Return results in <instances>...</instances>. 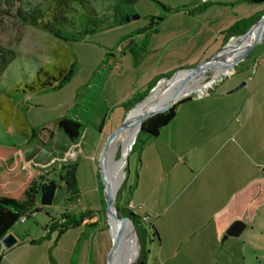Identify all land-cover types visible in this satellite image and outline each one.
I'll list each match as a JSON object with an SVG mask.
<instances>
[{"label": "rangeland", "instance_id": "1", "mask_svg": "<svg viewBox=\"0 0 264 264\" xmlns=\"http://www.w3.org/2000/svg\"><path fill=\"white\" fill-rule=\"evenodd\" d=\"M124 1L127 0H87L90 4L89 6L107 22L114 20L115 5ZM207 1L211 4L209 8L206 6L202 11L194 9ZM260 3H264V0L261 2L257 0H136V3L132 6L134 12L130 16L136 14L138 18L119 22L109 30L106 29L93 35L90 34L84 37L82 41H77L73 44L72 52L76 56L77 61L75 62L76 67L70 81L59 90H47L43 93L32 94L30 97L28 119L32 126L39 131L37 133L39 136L38 140H35L31 145L25 144L27 147L30 146L32 151H34L33 146L35 143L38 145L37 149L40 146H44L43 149L46 151L51 149L50 147L52 146L50 144L45 145L43 143L45 140L47 141V133L42 128L54 130V123L57 118L60 115L63 116L68 110L71 111L70 106L74 104L78 86L87 81L93 70L96 69L99 62L106 55L117 51L118 40L125 35L144 28L151 17L156 20L157 17L163 16L157 31L146 29L145 33H135L133 35L136 38L135 43L145 45L143 55L137 63L134 62L133 55L127 52L121 59L122 70L113 69V72L101 75L99 90L95 95H90V90L88 89L82 90V93L87 91L85 96L90 95L93 97L90 102L94 105L87 112L85 110L82 112L84 113L83 130L80 137L82 152H79V161L77 162L79 167L77 176L78 193L76 196L69 195L66 189L58 183L52 204L42 205L39 194L28 218L23 222H17L9 231L17 239V244H21L18 249L20 252H31L34 257L32 264L108 263L107 256L109 249L113 246V238L110 233V217L105 211L106 203L102 196L103 187L100 178L99 154L107 136L124 121L125 116L128 118L132 110L136 109V107L132 108L126 115L130 108L125 111L122 100L126 98L125 94L128 91L123 93L121 84L127 82L134 92L137 90V93L132 98L133 100H138L146 92L149 93L157 83L160 84L162 81L169 79L167 77H159L156 81L154 80L155 84L151 89L149 87V90H147V86L140 88V82L148 74L150 75L159 70V73L165 71V75L171 76L179 68L193 67L217 52L220 54L227 49H229L228 51L235 49V46H238L240 35H229L227 31L231 25H228L225 28L227 29V34L223 41L217 45V48L210 54L206 52V54L200 56V60H197L196 53L201 49L200 46L197 48L198 22L206 21L205 26L207 27L205 28L210 33H213L215 29L211 30L209 28L215 26L218 20L223 21L229 17L233 19L236 14L241 15L250 6ZM129 6L127 5V7ZM184 6L187 7L184 10H178L173 13L167 11V9H181ZM206 9L212 10L210 12H217L216 18L212 19ZM157 43L159 45L156 47ZM0 44L12 49L16 54V59L12 61L0 77V90L4 91L10 90L14 84L24 81L26 77H30L36 66L54 64L56 57L52 52H59L60 47H66L49 33L36 30L34 27L21 26L7 16L0 22ZM214 44L210 45L211 48L209 47L208 51L214 48ZM226 44H228L227 47L222 51ZM263 51L264 38L237 65L231 67L226 73L214 78L212 70H205L198 75L192 87H196L201 83L208 85L212 82L210 86L213 88L223 81H238L247 76L252 77L254 68L257 67L261 62V58L264 57ZM193 61L197 62L194 63ZM168 68L174 70H169L170 72H168L166 71ZM116 80L120 83V87L113 85ZM238 85L233 88L235 89ZM117 87L119 92L116 91ZM178 87L174 85L168 90L159 93L157 99L174 93ZM194 94L190 95L195 96ZM81 97L82 95L77 96V98ZM2 100L13 112L15 105L12 106L4 96H2ZM145 100H141L140 103ZM19 101L18 99L17 102ZM109 103H112V106L108 107ZM101 122H104L102 134L97 128ZM5 133L7 131H4L0 125V141L3 143L10 142V137ZM144 136V134L140 135L137 143L135 144V140L133 148L128 151V163L124 165L120 186L115 195V209L117 208L120 216H124L127 212L125 210L129 209V203L131 202L130 193H132L134 181L137 178V164H139L140 160L139 150H141L144 142ZM21 141H24V139L21 138ZM53 142H57L56 145L61 146L60 141L57 140V132L53 133ZM93 148H95V151L91 152ZM124 155V146L121 145L114 154L112 153V160L109 165ZM90 156H93L94 160H91ZM123 162L124 159L122 164ZM90 163L92 164L91 170L88 167ZM51 175L48 176L49 179L52 178ZM35 208H38V211H35ZM81 211H87L89 214L78 227L69 228L61 235H58L57 226L50 228L51 221L56 219L59 222L63 221V218H60L63 213L76 214V220H78L80 219L79 213ZM135 211L140 216L136 213L134 215L142 218L143 222L137 225V229H134V224L129 223L134 229L133 238L138 242L139 246L138 253L135 258L133 255L130 264H140L138 260L142 252L146 264H193V256L186 254L174 255V260L172 261H164L162 256L161 260L158 261L157 241L151 237V227H153L150 223L151 221H146L143 217L144 214L139 209H135ZM237 220L244 221L246 228L238 237L229 239L238 241V245L241 247L240 253L236 255L230 253L229 256L227 253L224 260L215 256L214 264H224L223 262L221 263L222 260L225 264H264V209H261V211L259 209L255 210L249 216L242 215ZM88 223L96 224L88 225ZM6 251L7 249L3 247L0 240V258L5 255Z\"/></svg>", "mask_w": 264, "mask_h": 264}, {"label": "crops", "instance_id": "2", "mask_svg": "<svg viewBox=\"0 0 264 264\" xmlns=\"http://www.w3.org/2000/svg\"><path fill=\"white\" fill-rule=\"evenodd\" d=\"M263 5L264 3L252 5L241 15L236 14L233 19L229 17L223 21L218 20L215 26L209 28L215 29L213 33L205 28L206 21L200 23L197 20L200 28L196 34L197 48H201L196 53L197 60H200L201 55L206 52L210 54L217 48L227 34L225 28L228 25L263 11ZM206 6L209 8L211 4L207 1L194 9L202 11ZM210 11L212 10H207L212 19H215L218 13ZM158 26L159 24L156 31ZM122 38L118 40L117 51L105 54V58L99 62L87 81L78 86L74 104L70 106L71 111L68 110L57 118H75L81 123L77 142H81L84 119L82 112H87L94 105L90 102L93 99L90 95H95L99 90L101 75L109 74L113 69L122 70L121 59L127 52L133 55L135 63L143 55L145 45L135 43V36L121 42ZM213 44L214 48L208 51ZM158 45L157 43L155 46ZM74 57L76 59L75 55ZM170 68L166 71L174 70ZM164 72L156 70L155 73L148 74L140 82V88L147 86L149 90L151 83L164 75ZM241 82L244 85L234 91L233 87ZM113 85L120 87L118 80ZM121 85L123 93L128 91L126 98L122 100L124 103L137 90L134 92L127 82ZM117 88L116 91L119 90ZM87 89L90 90L88 97L85 96L87 91L82 93V90ZM31 95L20 97L17 104L24 106L27 124L37 130L28 119ZM81 95V98H77ZM56 121L54 130L42 128L47 133V141L43 143L50 144L51 149L46 151L44 146L37 149L38 145L35 143L33 155H27L20 162L24 173L51 170L67 162L79 161V155L75 160H65L68 149L75 142H70L62 134ZM103 125L104 122H101L97 126L100 134L103 133ZM14 131V126H10L7 133L12 134ZM56 132L61 146L53 142V133ZM38 137L37 134L36 140ZM15 143L17 146L24 145L25 140L16 138ZM94 151L95 148L91 152ZM77 152H82V144ZM90 159L94 160V157L90 156ZM139 159L129 209L139 216L135 209L142 211L145 220L151 221L157 231L158 261L162 256L164 261H172L174 255L186 254L193 256V264H214L215 256L224 260L227 253L228 256L230 253H240L238 241L229 239L235 237L224 239L226 228L242 215L249 216L255 210L264 209V178L261 170L264 165V57L254 68L252 77L223 81L211 88L207 95L192 97L180 103L175 108L172 120L160 129L159 134L142 143ZM91 166L90 163V170ZM78 171L79 167L77 176ZM19 246L21 244L8 248L0 258V264H32L34 257L31 252H20ZM223 260L221 263L225 264Z\"/></svg>", "mask_w": 264, "mask_h": 264}, {"label": "trees", "instance_id": "3", "mask_svg": "<svg viewBox=\"0 0 264 264\" xmlns=\"http://www.w3.org/2000/svg\"><path fill=\"white\" fill-rule=\"evenodd\" d=\"M135 3L136 0H127L115 5L114 20L107 22L89 6L90 4L87 0H0V22L7 16L21 26L34 27L36 30L49 33L53 38L66 45L64 48L60 47L59 52H52L56 57L54 64L38 65L33 70V74L30 77H26L24 81L14 84L8 91L0 90V125L4 131H8L10 126H14L15 129L12 134L5 133L10 137V142L3 143L0 141V239L9 233L11 227L18 222L19 218L27 210H31L37 196L40 194L39 189L43 181L52 180L57 182V184L59 183L69 195L76 196L78 193L76 178L78 165L74 161L61 164L51 170H34L31 174L24 173L21 170L20 162L26 159L27 155L30 154L32 156L34 153L25 144L31 145L36 140L38 131L27 124L24 106L17 104V100L25 95L37 94L47 90H58L63 87L73 76L75 70L76 59L72 53L73 44L77 41H82L84 37L90 34L93 35L106 29L109 30L115 24L125 22L126 17H129L134 12L132 6ZM127 5L131 6L127 7ZM185 8L187 7L167 9V11L173 13ZM263 12L264 10L253 16L242 18L237 23L235 22L228 29V34L242 35L259 20ZM162 20L163 16L157 17L156 20L151 17L144 28L124 36L120 41H124L135 33H143L146 29L156 30L155 28ZM14 59H16L15 52L0 44V77ZM159 77L169 78L170 76L162 74ZM154 84L155 82L150 86V89ZM146 93L138 100L129 98L123 103L124 109L127 111L132 106L134 107ZM2 96L12 106L15 105L13 112L5 105ZM190 98L192 96L188 95L175 103L166 112L157 113L145 119L142 122L141 132L137 135L135 144L142 134L145 135L144 141L157 136L160 129L174 117L175 108ZM56 125L70 142H77L82 128L80 122L76 121L75 118L64 117L59 118L56 121ZM16 138L24 139L25 144L17 146V143H15ZM49 175L52 176L51 179L48 178ZM35 211H38V208H35ZM125 211L127 212L124 216H128L137 229V225H140L143 219L135 216L130 209ZM88 214L89 212L87 211H81L79 213L80 219L76 220V214L65 212L60 217L63 218V221L59 222L58 219L51 221L50 228L57 226L58 235H61L69 228L78 227ZM151 234V237L158 242V233L154 227H151ZM140 255L138 263L146 264L143 252Z\"/></svg>", "mask_w": 264, "mask_h": 264}, {"label": "bare ground", "instance_id": "4", "mask_svg": "<svg viewBox=\"0 0 264 264\" xmlns=\"http://www.w3.org/2000/svg\"><path fill=\"white\" fill-rule=\"evenodd\" d=\"M263 35L264 24L257 26L251 33L240 39L238 46H236L235 49L231 51H228L229 49H227L220 54L218 53L215 58L216 61L213 65L197 68L193 71L183 70L176 74L173 78L166 79L160 84L157 83V86L154 88L152 93L145 98L146 100L139 103L134 111L132 110L128 118H126L125 127L113 137L103 158V178L113 200L115 199L116 192H118V188L120 186V178L122 176L124 165L126 164L127 153L133 145L136 135L138 134V119L154 108L165 105L169 98L179 89V87L183 86L186 91L191 92L198 89L202 83L196 87H192V84L195 80H197L198 75L203 71L210 69L213 71L214 76H217L219 73L221 74L225 72L227 67H230L229 69H231V67L237 65V63L243 59L245 54L248 53L252 46L259 41ZM174 85L179 86L174 93L165 97L161 96L160 99H157L159 93L168 90ZM121 145L124 146L125 155L123 157L121 156L119 159L120 161L115 160L111 163V165H109L112 160V153L114 154L116 149H118V147L120 148ZM123 159L124 162L122 164ZM113 212L114 204L110 206V211L107 212L111 223L110 233L113 238V249L110 252V260L106 264H130L133 255L135 258L138 250L137 242L133 238L134 229L129 224V220H127L125 224H122V222L115 218Z\"/></svg>", "mask_w": 264, "mask_h": 264}, {"label": "water", "instance_id": "5", "mask_svg": "<svg viewBox=\"0 0 264 264\" xmlns=\"http://www.w3.org/2000/svg\"><path fill=\"white\" fill-rule=\"evenodd\" d=\"M258 2H261V1H263V0H257ZM132 18H138V16H136V14H134V15H132V16H130V17H126V19L124 20V21H128V20H130V19H132ZM264 24V13H262V15L260 16V18H259V20L255 23V24H253L252 26H250L246 31H245V33H243L242 35H240L239 36V38H238V40H240V39H242V38H244L245 36H247L249 33H251L252 32V30H254L257 26H259V25H263ZM264 38V35L262 36V38L261 39H263ZM261 39H259V41H257L253 46H252V48L249 50V51H251L260 41H261ZM227 45L228 44H226L224 47H223V49H222V51L227 47ZM238 45V44H237ZM236 47V46H235ZM222 51H220V52H222ZM249 51H248V53H249ZM219 52H217V53H215V54H213L212 56H210V57H208L207 59L205 58L204 60H202L200 63H198L197 65H195V66H191V67H189V68H182V69H179L178 71H176V72H174L170 77H169V79L170 78H173L176 74H178L180 71H183V70H185V71H193V70H195V69H197V68H201V67H207V66H211V65H213L214 63H215V58H216V55L218 54ZM247 54V53H246ZM245 54V55H246ZM230 67H227L226 68V70H225V72H223V73H219L217 76H221L222 74H224V73H226V71L229 69ZM217 76H214V78L215 77H217ZM203 85V84H202ZM202 85L198 88V89H196V90H194V91H186L185 89H184V87L182 86V87H180L176 92H175V94H173L170 98H169V100H168V102L165 104V105H161V106H159V107H156V108H154L153 110H151V111H149L148 113H145L144 115H142L139 119H138V124H139V126H138V134L137 135H139L140 134V132H141V127H142V122L145 120V119H148V118H150V117H152L153 115H155V114H157V113H164V112H166L167 110H169L170 108H172L173 107V105L175 104V103H177L178 101H180L181 99H183L184 97H186V96H188V95H190V94H193V93H195L197 90H199L201 87H202ZM244 85V82H241L235 89H233L234 91H237L238 89H240L242 86ZM157 86V84L151 89V91L149 92V93H147V95L144 97V99L147 97V96H149L150 95V93H152V91L154 90V88ZM144 99H142V100H144ZM140 102H138L134 107H136L138 104H139ZM133 106L126 112V115L128 114V112L132 109V108H134ZM125 125H126V116H125V118H124V121H122V123L119 125V126H117L112 132H111V134H109L108 136H107V139H106V141H105V144H104V146L101 148V150H100V154H99V166H100V173H101V182H102V187H103V192H102V196H103V198H104V200H105V203H106V206H105V211H106V213L107 212H109L110 211V206H112V204H114V212H113V214H114V216H115V218L118 220V221H120V222H122V224H125L126 223V221L127 220H129V222H131L132 223V220L128 217V216H120L119 215V213H118V211H117V209H115V206H116V202H115V199L113 200L112 199V197H111V195H110V193H109V190H108V188H107V185L105 184V181H104V174H103V170H102V163H103V158H104V154H105V151H106V149L108 148V146H109V144H110V142H111V140L113 139V137L121 130V129H123L124 127H125ZM137 135H136V137H137ZM136 137H135V139H134V142H135V140H136ZM134 144V143H133ZM131 148H133V145L131 146ZM130 148V149H131ZM127 155H128V153H127ZM128 163V159H127V157H126V164ZM57 182H55V181H43V183L41 184V186H40V201H41V203H42V205H44V206H47V205H50V204H52L53 203V199H54V193H55V190L57 189ZM132 225H133V223H132ZM133 227H134V225H133ZM245 228H246V224L244 223V221H242V220H235L231 225H228V227L226 228V230H225V235H224V239H226L227 237H238L242 232H243V230H245ZM134 229H135V227H134ZM1 243H2V245H3V247L5 248V249H8V248H10L11 246H13V245H16L17 244V239L14 237V235L13 234H11V233H8V234H6L5 236H3L1 239ZM113 249V246H112V248L111 249H109V252H108V256H107V261H109L110 260V252H111V250Z\"/></svg>", "mask_w": 264, "mask_h": 264}, {"label": "built area", "instance_id": "6", "mask_svg": "<svg viewBox=\"0 0 264 264\" xmlns=\"http://www.w3.org/2000/svg\"><path fill=\"white\" fill-rule=\"evenodd\" d=\"M211 84H212V82H210V84H208V85L207 84H203L202 87L195 92V94H194L195 96H192V97L200 98L203 95H207L208 92L210 91V89L212 88V86H210ZM80 144H81V142L74 143L72 145V147H70L68 149V151L66 153V156H65V160H68V159H74L75 160L77 158V155H78L77 150H79ZM261 170H262V175H263V178H264V165L261 168ZM30 214H31V212L29 210H27L25 212V214L22 217L19 218L18 222L25 221V219L28 218L27 216H29Z\"/></svg>", "mask_w": 264, "mask_h": 264}]
</instances>
